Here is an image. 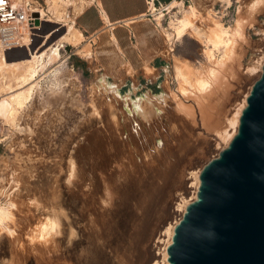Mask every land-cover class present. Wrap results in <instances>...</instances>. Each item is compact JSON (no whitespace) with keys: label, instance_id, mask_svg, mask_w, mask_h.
<instances>
[{"label":"rangeland","instance_id":"rangeland-1","mask_svg":"<svg viewBox=\"0 0 264 264\" xmlns=\"http://www.w3.org/2000/svg\"><path fill=\"white\" fill-rule=\"evenodd\" d=\"M221 1L204 14L179 1L158 10L168 29L192 8L189 20L200 29H182L171 53L166 42L172 67L165 86L120 88L89 73L92 48L79 36L60 50L62 62L36 79L14 119L0 116V210L9 213L0 220V264H52L56 258L60 264L65 252L73 264H122V256L130 264L160 260L166 238L158 241L159 233L180 218L177 206L191 197L193 174L224 148L223 132L259 77L249 71L264 51V0L255 10L252 0ZM24 3L47 22L27 49L7 54L8 62L29 48L40 55L63 36L45 0ZM216 33L230 39L228 47L210 46L206 39ZM6 72L0 102L22 90ZM198 79L210 86L199 91ZM142 202L148 210L140 222Z\"/></svg>","mask_w":264,"mask_h":264},{"label":"water","instance_id":"water-1","mask_svg":"<svg viewBox=\"0 0 264 264\" xmlns=\"http://www.w3.org/2000/svg\"><path fill=\"white\" fill-rule=\"evenodd\" d=\"M167 264H264V63L236 134L201 167Z\"/></svg>","mask_w":264,"mask_h":264},{"label":"crops","instance_id":"crops-1","mask_svg":"<svg viewBox=\"0 0 264 264\" xmlns=\"http://www.w3.org/2000/svg\"><path fill=\"white\" fill-rule=\"evenodd\" d=\"M220 2L189 0V6L204 14ZM85 3L75 15L74 24L92 48L86 61L88 72L103 76L120 88L129 85L140 88L142 84L149 88L165 86L172 65L149 0H85Z\"/></svg>","mask_w":264,"mask_h":264},{"label":"bare ground","instance_id":"bare-ground-1","mask_svg":"<svg viewBox=\"0 0 264 264\" xmlns=\"http://www.w3.org/2000/svg\"><path fill=\"white\" fill-rule=\"evenodd\" d=\"M12 1H13V4L15 6L23 7L25 9V11L27 12V14H30L32 11H34L36 13H40L38 11V9H33V7H30L29 4L24 5V4H26V3H24L25 0H12ZM45 1L49 7L50 13L52 12V14H54L53 16L56 19V22H54V21L53 22L50 21V22L52 25L54 24L55 26L59 25V23H57V22H59L60 20L65 18L66 9H67V6L69 4H72L73 7L77 8L79 11L82 10L84 8V6L86 5V3H83L82 0H79V1H76V0H45ZM224 1H227L229 3L231 2V0H224ZM261 2H262V0H252L251 5H250L251 10H255L261 4ZM177 5H179V6L181 5L184 8V4H181V2H178ZM168 8H170V7L168 6L166 9H168ZM150 9H151V13L155 16V19L158 21L157 25L162 30L164 37H166L165 41L168 42L167 44L170 47L172 46V43H171L172 39H174L175 37H176V39H180V38H182V36L185 35V33H181L182 29H184V30L192 29L193 31H196V32H198V30L200 31V29L197 26H195L194 24H192V22L189 20V17L191 15H193V13H194L191 8H189V10H184L183 13H186V15H185L186 17H184L182 15L181 18L172 21V25H173L172 28H174V30H176V32L174 31V33L171 32L172 28L169 27L168 29H165L163 27L164 14L161 11H158L153 5H151ZM40 15L42 17L43 14L40 13ZM57 20H59V21H57ZM46 22H47V20H46ZM70 22H72V23H70ZM57 28H60L59 30H62L63 36L56 43H54L51 46V48L48 49V51L41 53L40 55L38 54L39 52H34L31 48H29V53H28V51L25 50V56L24 57L18 58L17 60L15 59L13 61L11 60L10 62H8L7 61V54L12 53L14 51L4 52L0 48V76H1V78L3 79V77H5L3 72L8 71L11 75L8 72H6V73H8V75L11 77L7 76L5 73V75L7 76L6 78H8V77L12 78L11 80H14L15 83L14 82L13 83L16 84L15 86L18 87L19 90L22 89L21 91H18L17 93L9 96L6 101L0 102V116H5L6 118H8V120L12 121L15 117L17 110H19L20 108L22 109V106L25 104V102L29 98H31L30 96H31V93L33 92V89L35 87L36 79L40 78L45 72L52 69L56 65H59L62 62L61 56H60V53H61L60 50L62 48H64V44H68L72 41H75L76 38L79 36L83 37L81 32L75 28V24H74L73 19H70V21L66 25L64 24L60 27L58 26ZM218 32L219 33H225L226 31L224 28H220L218 30ZM50 36H53V34L51 33V35L47 36V38H49ZM212 36L213 37H210V39H209V37L207 38V36L205 37V38H207L206 41L210 43V46H212L214 48H217L222 44H223L222 46H224V47L229 46V44H230L229 38H225V39L221 38V34H217V33L213 34ZM24 41L26 42V38ZM169 50H171L170 51V53H171L173 51V48L171 47V48H169ZM263 63H264V51L261 53V56L254 63V66L252 67V69L250 67L251 70L249 72H251V74H257L259 76L261 73ZM177 70L178 69L176 68V72H177ZM99 83H100L99 86L102 85L101 81ZM196 86H197V89L199 91H203L210 86V82L207 79H198L196 81ZM24 87H27V88L23 89ZM6 88L7 87L5 86V88H1L0 91L3 93L6 90ZM248 93H249V91H248ZM248 93H247V95H248ZM247 95L243 97L241 107L235 111L234 118L231 119V121L229 122V131L225 130V132H223V139H224L225 144H226L224 147H226L228 145L230 140L233 138V136L237 132V128H238V124H239V118H240V115H241L243 108L246 105ZM133 107L137 111H139L136 103H134ZM71 165H73V164H71ZM69 168H71V167H69ZM72 170H73V168H72ZM72 170L70 169V171H72ZM200 171H201V168L193 174V180L194 181H193L192 186H191V187H193V192H192L191 197L187 200H182L177 206V211L180 212V217L184 213L187 205L196 199V193H197V189L199 186ZM70 175H71V177H73L72 174H70ZM74 176H76V175H74ZM71 177H70V179H71ZM70 179L68 180L69 181L68 183H69V185L71 184L70 186H72L75 183ZM88 181H89V183H88L89 189H93V187L95 185V181L92 179H90ZM78 183H79V181H78ZM78 183H76L78 185V187L79 186L81 187L82 186L81 183H79V184ZM103 201H104V199H103ZM80 204H82L83 207L85 206L84 201H80ZM147 210H148V205L144 204L142 202V204L139 206V215H140L139 221L140 222L143 221L142 218H145V216L147 214ZM92 215H94V214H92ZM6 217H9V213H7L6 211L0 210V220L5 219ZM178 220L173 222V223H169L164 228L163 232L159 233L160 236L158 238V241H159L160 237H162V236L166 238L165 240L162 241L163 248H162L161 253H160V260H155V261L153 260L150 264H167V247L171 244L172 236L174 233V228H175V225L178 223ZM95 221H96V224H98L100 226V223L98 222V220H95V218L91 219V222H95ZM49 224H50L49 225L50 230L54 231V228L57 226L56 223L51 221ZM137 227H139V226H137ZM81 229L83 230V228H81ZM104 232H105L104 228L100 227V229L98 231L99 236L104 235L105 234ZM52 242L54 243V240ZM130 249L132 250V252H134L135 251V244H133ZM57 260H59V259L58 258L54 259V262L52 264H55V262H57ZM61 260H62V262L60 264H73L72 263V256L69 252H65L64 254H62ZM121 263L122 264H130V261L128 260L127 257L123 258V256H122Z\"/></svg>","mask_w":264,"mask_h":264},{"label":"built area","instance_id":"built-area-1","mask_svg":"<svg viewBox=\"0 0 264 264\" xmlns=\"http://www.w3.org/2000/svg\"><path fill=\"white\" fill-rule=\"evenodd\" d=\"M172 1L183 2L184 5L187 4V7L189 6V0H149L151 5L163 12H166L165 8L167 3ZM227 8H225L224 11H227ZM216 12L217 16L221 15L219 10H216ZM77 13H79V10L73 7L72 4H69L66 9V16L63 20H66L67 23L70 19L74 21V17ZM226 15L227 14L223 15V18H225ZM45 16L44 14V17ZM44 17H41L40 13L34 11L27 14L23 7L15 6L12 0H0V48L4 52L21 50L23 48L27 49V47L32 44L33 37L36 36L39 26L43 22H46ZM57 23H59V27L63 25L60 22ZM25 38L26 42L24 41ZM70 57L69 55V58Z\"/></svg>","mask_w":264,"mask_h":264},{"label":"trees","instance_id":"trees-1","mask_svg":"<svg viewBox=\"0 0 264 264\" xmlns=\"http://www.w3.org/2000/svg\"><path fill=\"white\" fill-rule=\"evenodd\" d=\"M75 60V66H78V65H80V66H84V63H82V62H80L79 60H77V59H74Z\"/></svg>","mask_w":264,"mask_h":264}]
</instances>
